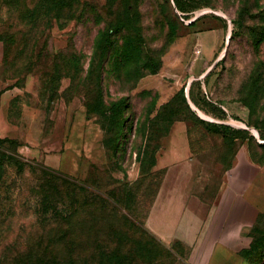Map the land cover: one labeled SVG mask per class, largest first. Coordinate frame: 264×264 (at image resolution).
<instances>
[{"label": "rangeland", "instance_id": "374dc122", "mask_svg": "<svg viewBox=\"0 0 264 264\" xmlns=\"http://www.w3.org/2000/svg\"><path fill=\"white\" fill-rule=\"evenodd\" d=\"M3 33L0 264H180L145 229L175 120L208 173L257 165L244 254L264 264V0H0ZM67 182L122 205L78 208L74 248L58 236Z\"/></svg>", "mask_w": 264, "mask_h": 264}, {"label": "crops", "instance_id": "0c3cea01", "mask_svg": "<svg viewBox=\"0 0 264 264\" xmlns=\"http://www.w3.org/2000/svg\"><path fill=\"white\" fill-rule=\"evenodd\" d=\"M3 55L0 39V67ZM2 114L0 102V131ZM254 166L235 156L221 174L208 173L194 153L187 122H172L150 171L157 185L146 231L160 248L174 250L180 264H250L244 253L260 215L259 194L249 192Z\"/></svg>", "mask_w": 264, "mask_h": 264}, {"label": "trees", "instance_id": "16d2710c", "mask_svg": "<svg viewBox=\"0 0 264 264\" xmlns=\"http://www.w3.org/2000/svg\"><path fill=\"white\" fill-rule=\"evenodd\" d=\"M0 39L3 42L4 49H6L5 44L6 42H8L7 34L6 33H3L2 35L0 34ZM87 184H90V183L88 182L87 183L86 182L85 183L67 182L66 190L63 192L64 197L66 198L68 202L67 206L69 209L67 210L64 216L62 217L60 216L58 218H63L64 223L67 224V227L63 229V231L59 232L58 236L60 240H63V239L65 240L67 246H71L73 248L75 244L74 231H75L76 222H73L72 220L75 218L76 210L78 208L82 207L83 209L87 210L88 213L91 212L92 214H95V203L97 201H98L97 210H103V209L113 210V209H117V206H122L120 205L119 198L116 197L117 195L114 190L106 189V188L104 189L98 188V190L97 189L94 190L93 189L94 185L91 187ZM107 212H110V211L107 210ZM87 226H88L87 236L91 239V235H90L91 230H90L89 222ZM68 233L70 235H68ZM91 242H92V249H94L95 248V238L94 240H91ZM122 243L124 242H122L121 239H118L115 242V244H118V245ZM69 249L72 250V248H69ZM93 251L95 252V250ZM108 257L110 258L114 257V259H117V255L115 253L109 255ZM127 263H129L128 259H127ZM18 264H31V263H18ZM32 264H60V263L59 262H46V263H32Z\"/></svg>", "mask_w": 264, "mask_h": 264}]
</instances>
